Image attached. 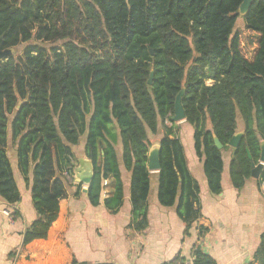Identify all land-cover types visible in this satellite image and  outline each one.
<instances>
[{
  "label": "trees",
  "instance_id": "16d2710c",
  "mask_svg": "<svg viewBox=\"0 0 264 264\" xmlns=\"http://www.w3.org/2000/svg\"><path fill=\"white\" fill-rule=\"evenodd\" d=\"M242 1L0 0V51L23 45L0 59V197L13 207V218L20 215L16 170L36 211L22 247L46 238L56 220L77 163L73 148L83 136L92 164L89 202L100 203L108 180L103 204L118 212L121 165L130 173L129 226L144 230L150 135L159 129L157 198L162 206L176 205L187 234L201 211L199 184L172 120L181 90L184 119L192 125L212 194L222 190V149L236 132L237 116L242 118L229 177L236 190L244 186L264 142V0H251L241 16L251 36L249 51L236 29ZM263 181L264 166L256 179ZM192 257L193 264H216L198 245ZM67 264L82 263L72 257ZM246 264H264V231Z\"/></svg>",
  "mask_w": 264,
  "mask_h": 264
},
{
  "label": "crops",
  "instance_id": "0c3cea01",
  "mask_svg": "<svg viewBox=\"0 0 264 264\" xmlns=\"http://www.w3.org/2000/svg\"><path fill=\"white\" fill-rule=\"evenodd\" d=\"M185 119L176 122L185 124ZM159 129L156 144L162 133ZM236 132H243L240 115ZM183 137L184 154L191 175L199 184L201 216L184 234L185 224L176 212V205L162 206L157 198L158 171H150L147 227L137 231L130 222V173L120 165L122 206L110 213L103 200L111 191L108 180L100 196V203L92 205L87 198V184L80 180L92 173L84 154L85 136L73 148L77 163L67 176V197L60 200L56 220L46 238L35 239L22 247L23 233L36 218L30 191L15 170L21 200L15 206L20 215L13 218V207L0 197V264H67L72 257L82 264H164L179 257L180 264H193L192 249L199 246L216 264H246L252 260L264 231V181L257 184L248 178L236 190L229 177L232 148L222 149V190L212 194L207 186L202 159L193 146V128L178 130ZM156 134V135H157ZM151 138V136H150ZM150 146V147H151ZM120 157V144L117 146ZM11 161L14 162L13 157ZM76 177L79 179H76ZM200 228L207 229L199 235Z\"/></svg>",
  "mask_w": 264,
  "mask_h": 264
},
{
  "label": "water",
  "instance_id": "95a60500",
  "mask_svg": "<svg viewBox=\"0 0 264 264\" xmlns=\"http://www.w3.org/2000/svg\"><path fill=\"white\" fill-rule=\"evenodd\" d=\"M250 2H251V0H243L242 1L241 5H240V7L238 9V14L240 16L245 15ZM11 50L12 49H6L4 51H0V59L3 56L11 53ZM148 50H149V53L152 55L153 54V50L151 48H148ZM151 79H152V72L150 73V77L148 79V84L151 83ZM182 93H183V91L181 90L175 97V101H174V115L172 117L173 122H179V121L183 120L184 117H185L184 110H183V107L181 105V95H182ZM242 136H243V132H235L231 136V138L229 139V141L227 143V146H229L231 148H236L239 145V143H240V141L242 139ZM213 141H214L215 146L218 149H222L223 148V144L218 140V138L216 136H213ZM249 157H250V155H249ZM85 158L87 159L88 164L91 165V169H92L91 161L87 157H85ZM159 166H160L159 165V142H157L156 144H153L149 148L147 168H148L149 171H158ZM263 166H264V142L261 141L260 142V155H259L258 163H256V164L251 163V177L255 178V179H258ZM75 170H77V167L73 168L74 172H75ZM91 177H92V173H90L88 175H84V176L82 175L80 177V180L83 183L88 185V183L91 180ZM76 179H78V178L76 177Z\"/></svg>",
  "mask_w": 264,
  "mask_h": 264
},
{
  "label": "rangeland",
  "instance_id": "374dc122",
  "mask_svg": "<svg viewBox=\"0 0 264 264\" xmlns=\"http://www.w3.org/2000/svg\"><path fill=\"white\" fill-rule=\"evenodd\" d=\"M236 29L239 31V33H240V36H241V40H242V43L244 44V49H245V47H246V49L249 51V49H250V47L251 46H248V44H249V39H251V36H250V34L248 33V31L245 29V26H244V23H243V21H242V18H241V16H239L238 18H237V22H236ZM246 45V46H245ZM251 45V44H250ZM22 48H23V45H19L18 47H16L15 48V50L14 49H12L11 50V52L12 51H14V52H21V50H22ZM245 49V50H246ZM246 54H248L247 52H245ZM175 124H176V122H175ZM178 127V130L180 129V130H187L188 128L190 129V127H192V125L190 124V123H188V122H186L185 124H183V125H181V126H177ZM151 136V141L153 142V141H155L156 140V138H158V134L157 135H150ZM181 138V140H183L182 138V136L180 137ZM182 143H183V141H182ZM184 146V145H183Z\"/></svg>",
  "mask_w": 264,
  "mask_h": 264
},
{
  "label": "built area",
  "instance_id": "2783aa9c",
  "mask_svg": "<svg viewBox=\"0 0 264 264\" xmlns=\"http://www.w3.org/2000/svg\"><path fill=\"white\" fill-rule=\"evenodd\" d=\"M164 264H171V263H164Z\"/></svg>",
  "mask_w": 264,
  "mask_h": 264
}]
</instances>
